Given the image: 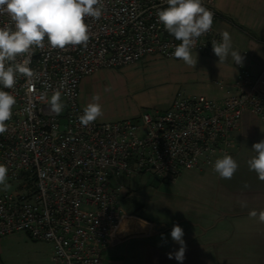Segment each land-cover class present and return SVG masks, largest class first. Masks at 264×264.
Listing matches in <instances>:
<instances>
[{"label":"built area","instance_id":"obj_1","mask_svg":"<svg viewBox=\"0 0 264 264\" xmlns=\"http://www.w3.org/2000/svg\"><path fill=\"white\" fill-rule=\"evenodd\" d=\"M103 4L99 19L85 18L86 45L52 49L45 40L30 53L34 75H18L11 89H3L16 103L0 135V164L12 187L0 191V242L24 232L50 245V264H104L102 252L124 214L118 179L151 174L165 180L214 170L217 159L232 156L233 132L246 113L264 123L262 79L240 68L220 102L177 92L163 111L83 126L82 78L146 56L179 60L172 53L181 41L157 19L166 0ZM202 4L214 17L211 30L196 40L192 52L198 53L220 42L214 31L220 15L212 0ZM5 25L14 27L7 14L0 16V27ZM56 91L64 104L59 115L50 108Z\"/></svg>","mask_w":264,"mask_h":264},{"label":"crops","instance_id":"obj_2","mask_svg":"<svg viewBox=\"0 0 264 264\" xmlns=\"http://www.w3.org/2000/svg\"><path fill=\"white\" fill-rule=\"evenodd\" d=\"M212 4L220 15L214 23L217 37L221 41V33L227 31L233 50L243 57L242 65H236L231 56L219 62L213 48L207 51L215 85L224 96L244 68L252 77H261L259 91L264 96V0H212ZM262 139L264 123L246 113L233 132L232 157L239 167L231 179L216 175L207 202L169 201L153 211L122 208L124 214L102 252L104 264H181L168 256L180 248L170 236L176 224L183 228L187 246L182 264H264V223L258 215H249L264 210V181L247 163L256 155L253 144ZM125 194L124 188L122 199Z\"/></svg>","mask_w":264,"mask_h":264},{"label":"clouds","instance_id":"obj_3","mask_svg":"<svg viewBox=\"0 0 264 264\" xmlns=\"http://www.w3.org/2000/svg\"><path fill=\"white\" fill-rule=\"evenodd\" d=\"M168 7L158 10L157 19L164 29L177 41H181L172 55L183 60L189 66L197 63L193 59L192 49L196 40L208 33L213 25L214 13L202 4V0H166ZM103 0H0V16L7 14L14 27L5 25L0 27V135L7 131L6 121L12 117V107L16 100L13 95L3 89H11L16 83L18 75L32 77L29 68L30 53L35 47H44L47 40L52 49H63L67 45H86L89 40L88 24L85 18L99 19L102 15ZM219 43L213 41L214 54L219 62H224L229 56L236 65H242L241 52L233 50L231 36L227 31L221 33ZM18 57L22 59L18 60ZM105 91H110L106 88ZM79 117L83 126H88L103 115L102 106L98 101L100 96L94 95ZM51 111L59 115L64 104L61 93L54 92L50 100ZM252 149L256 155L247 161L249 170L257 174L259 180L264 181V139L254 143ZM239 165L230 155L217 159L214 171L221 179H231ZM8 168L0 164V186L3 190L10 187ZM246 206V204L241 205ZM251 217H257L264 223V210L259 214L253 210ZM183 228L176 224L170 232L172 240L180 245L174 254L169 253L181 264L185 258L186 243Z\"/></svg>","mask_w":264,"mask_h":264},{"label":"rangeland","instance_id":"obj_4","mask_svg":"<svg viewBox=\"0 0 264 264\" xmlns=\"http://www.w3.org/2000/svg\"><path fill=\"white\" fill-rule=\"evenodd\" d=\"M192 56L194 60L197 58L194 66L181 59L146 56L123 67L99 69L81 79L78 89L80 104L85 108L98 94L103 115L95 121L115 122L134 118L145 110L163 111L177 92L220 102L223 94L215 85L217 77L206 60L210 57L209 52H192ZM106 88L110 91H105ZM196 171H184L174 179L165 180L151 174L122 177L118 182L128 194L122 199V192L120 206L126 211L141 208L153 211L169 201L182 203L192 199L198 204L207 202L218 173L213 169H205L202 174ZM11 189L10 186L6 191ZM50 253L48 243L35 241L24 232L9 234L0 242L2 264H50Z\"/></svg>","mask_w":264,"mask_h":264}]
</instances>
